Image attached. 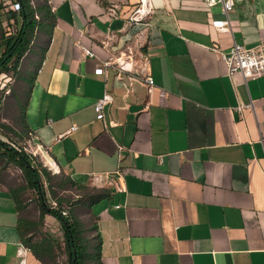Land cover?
Wrapping results in <instances>:
<instances>
[{"label":"crops","instance_id":"0c3cea01","mask_svg":"<svg viewBox=\"0 0 264 264\" xmlns=\"http://www.w3.org/2000/svg\"><path fill=\"white\" fill-rule=\"evenodd\" d=\"M214 1L143 0L150 12L134 22L142 0H31L52 19L15 73L0 74V140L36 152L44 188L59 189L61 210L84 226L86 264H264V74L229 76L214 50L264 41V0H233L227 13ZM226 18L229 31L212 26ZM125 46L147 58L150 94L115 66L94 72ZM6 164L0 264H18L22 246L25 264H40L25 241L54 236L43 223L57 220L29 228L38 195Z\"/></svg>","mask_w":264,"mask_h":264},{"label":"trees","instance_id":"16d2710c","mask_svg":"<svg viewBox=\"0 0 264 264\" xmlns=\"http://www.w3.org/2000/svg\"><path fill=\"white\" fill-rule=\"evenodd\" d=\"M17 2L19 8L12 11L9 4ZM35 15L38 18H35ZM0 17H4L9 25L10 19L17 26L13 32L0 26V74H14L21 57L29 49L35 32L41 23V19H52L50 9L46 5L33 6L31 0H0ZM15 145V144H14ZM11 163L19 167L26 181V186L33 189L38 195L39 217L36 222H29L30 229H36L42 224L45 214H51L60 223L62 229V239L66 260L61 264H86L91 254L89 243L84 235L82 222L75 218L70 212L62 211L61 200L58 198L56 204H50L49 196L55 197L58 193L48 184L47 190L44 188L42 180V170H38L33 159L26 154L21 147H15L10 143L0 140V161ZM45 175V174H44ZM49 194V196H48ZM25 243L30 248L33 255L40 261V264H58L56 260V247L60 242L50 232L39 231V239L32 241L31 237Z\"/></svg>","mask_w":264,"mask_h":264},{"label":"built area","instance_id":"2783aa9c","mask_svg":"<svg viewBox=\"0 0 264 264\" xmlns=\"http://www.w3.org/2000/svg\"><path fill=\"white\" fill-rule=\"evenodd\" d=\"M220 1L222 3L224 13H227L232 9L233 0ZM207 2L212 4L215 1L207 0ZM8 8L15 11L19 8V4L17 2H12L9 4ZM149 12L150 9L146 6V4H143L142 0L141 4L135 8L133 15L129 20L134 22L140 21L144 19ZM35 18H37V15H35ZM212 26L220 31H229L231 29V24L227 18L213 20ZM214 50L219 58L225 63L227 74L229 76L239 72L244 80H246L249 78H256L264 74V41L252 47H245L234 43L227 53H223L217 48ZM82 51L87 55H93V52L88 48L82 47ZM146 62L147 58L141 52H136L128 46H125L119 50L117 54H110L102 65L95 68L94 72L96 74H101L104 72L105 67L115 66L118 74L120 72L127 73L130 81H139L145 86L147 93L150 94L155 88V84ZM8 91L9 90L6 89L5 93H8ZM110 101L111 94L109 91H105L103 95L95 101L94 111L96 113V119L103 120V109ZM247 106L248 105H239L237 106V109L240 111L242 108ZM31 153L36 155V152L34 151H31ZM48 169L54 171V167L52 165H49ZM28 251L29 250L26 246H22L18 249V255L20 256L18 264H25Z\"/></svg>","mask_w":264,"mask_h":264},{"label":"rangeland","instance_id":"374dc122","mask_svg":"<svg viewBox=\"0 0 264 264\" xmlns=\"http://www.w3.org/2000/svg\"><path fill=\"white\" fill-rule=\"evenodd\" d=\"M6 23H7V20H6ZM5 28L9 29L11 32L14 31L15 28H17V26L15 25V23H13L12 19L11 21H9V25L8 26H5ZM8 76H11V73L8 75ZM4 82L6 84H4L2 87H0V91H2V93H0V101L2 99H4V93H5V90L8 88V84H9V81L7 83L6 81V78L4 77ZM4 92V93H3ZM7 93V92H6ZM5 93V94H6ZM8 94V93H7ZM17 147H19L18 145H15ZM23 151L26 153V154H30L32 157H35L34 158V161L35 163H41L40 161V158L37 157L36 158V155H33L30 151V148L27 146H23ZM5 162V160H4ZM4 173H5V176H8V179L12 182H14V184H20V183H23L22 182V171L20 168H18L17 166H15L14 164H11V163H7L6 166L4 167ZM40 168H43L42 166ZM24 180V179H23ZM47 189V187L45 188V190ZM54 199H52V197L50 198V204L53 203L52 201H57V199L59 198V195L57 194V196L53 197ZM33 206V203L30 205L29 208H31ZM52 206H54V204H52ZM53 223H50V222H47L44 220V223H43V226L44 227H47V228H51L53 231H51L55 238L58 239V241L60 242L59 246L56 247V262L58 264H61L62 262H64L66 260V254L64 253V246H63V242L61 241L62 239V229L59 225V223H57V221L53 220L52 221ZM51 264H54L53 262L50 261Z\"/></svg>","mask_w":264,"mask_h":264}]
</instances>
